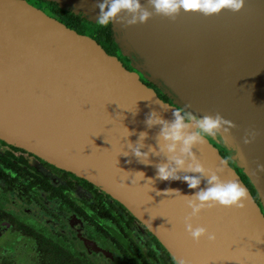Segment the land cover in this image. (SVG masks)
<instances>
[{"label":"water","instance_id":"water-1","mask_svg":"<svg viewBox=\"0 0 264 264\" xmlns=\"http://www.w3.org/2000/svg\"><path fill=\"white\" fill-rule=\"evenodd\" d=\"M48 1L92 22H97L96 5L102 2ZM111 27L133 71L92 38L26 1L0 0V139L113 197L176 261L264 264V173L252 175L257 162L264 164V0H246L236 14L181 13L175 22L153 17L144 25ZM187 104L194 115L219 111L237 125L233 140L209 137L200 149H193L206 168L222 167L217 172L222 180H237L248 191L244 209L213 208L192 221L194 227L215 232V244L206 238L196 244L188 237L184 218L191 210L183 196L196 190L182 181L156 180L153 165L164 162L163 157H150L153 164L145 166L123 155L127 143L138 139L128 137V131H146L144 121L151 111L170 120L171 109ZM248 129L260 134L245 146ZM147 131L145 144L155 146L158 128ZM219 148L242 170L258 202L234 169L227 162L221 165L225 159ZM138 171L144 180L134 179ZM200 187L205 188L206 181ZM169 188L181 194L157 193Z\"/></svg>","mask_w":264,"mask_h":264},{"label":"flooded vegetation","instance_id":"flooded-vegetation-1","mask_svg":"<svg viewBox=\"0 0 264 264\" xmlns=\"http://www.w3.org/2000/svg\"><path fill=\"white\" fill-rule=\"evenodd\" d=\"M24 1L61 22L52 13V2ZM85 20L93 29L83 27L80 32L61 23L92 38L107 54L133 71L130 62L119 55L111 24L112 39L108 42L105 29H97V22ZM140 79L163 101H169L156 86L141 76ZM219 153L258 202L242 170L220 148ZM0 264H177V261L113 197L87 180L0 139Z\"/></svg>","mask_w":264,"mask_h":264},{"label":"clouds","instance_id":"clouds-1","mask_svg":"<svg viewBox=\"0 0 264 264\" xmlns=\"http://www.w3.org/2000/svg\"><path fill=\"white\" fill-rule=\"evenodd\" d=\"M246 0H102L96 7L99 9L97 23L102 26L118 23L123 27H133L147 24L153 17H160L175 22L183 14H201L205 17L221 14L229 11L233 14L241 12L245 8ZM190 104L183 108L171 109L172 119H164L158 112L151 111L145 118L147 130L158 128L155 136V146L146 145L149 131H141L138 134L128 131V137L138 135L133 144L127 143L128 151L124 156L132 155L137 162L145 166L152 165L150 157H163L162 163L153 165L156 170V180L159 181H182L189 189L196 190L191 196H183L190 214L184 218L185 231L188 237L196 244L203 238L211 244L217 241L215 232L203 226H193L192 221L199 218L202 212L213 208L244 209L248 201L247 189L237 180H222L217 174L222 171L206 168L193 149H200L207 138L220 136L226 141L233 140L232 130L237 125L225 119L219 111L205 113L203 116L194 115L189 109ZM134 115L136 114L133 113ZM127 129V128H126ZM128 130V129H127ZM259 132L254 129L245 131L243 144H253ZM147 148V151L143 149ZM238 155L244 159L242 150L238 146ZM131 163V160H129ZM226 161H222L221 165ZM185 173V175H180ZM191 173V174H189ZM264 173V164L256 163L252 175ZM139 176L145 179L143 172H135L134 179ZM133 179V180H134ZM202 180L206 181V187L201 188ZM148 181L154 182L152 179ZM155 190V189H154ZM159 195L180 193L179 190L166 189L157 192ZM181 194V193H180ZM264 243V242H261ZM177 264H189L185 259H178Z\"/></svg>","mask_w":264,"mask_h":264},{"label":"trees","instance_id":"trees-1","mask_svg":"<svg viewBox=\"0 0 264 264\" xmlns=\"http://www.w3.org/2000/svg\"><path fill=\"white\" fill-rule=\"evenodd\" d=\"M52 6V13L54 15V17H56L57 19H59L61 22H63L64 24H66L68 27L70 28H78V30H81L80 32H82V29L84 27L85 28H91L93 29L92 26L89 22L87 23L88 25H86V20L85 17L81 14H75L69 11H63L59 8V6L55 3H51ZM88 27H86V26ZM97 29H105L108 33V37H107V41L110 42L112 37H111V27L110 24L105 26L100 25ZM80 28V29H79Z\"/></svg>","mask_w":264,"mask_h":264},{"label":"rangeland","instance_id":"rangeland-1","mask_svg":"<svg viewBox=\"0 0 264 264\" xmlns=\"http://www.w3.org/2000/svg\"><path fill=\"white\" fill-rule=\"evenodd\" d=\"M88 22H86V25H88L87 24ZM100 25L98 24V27H99ZM86 27H88V26H86ZM119 55H121L122 57H124V58H126L124 55H123V53L121 52V50H120V48H119ZM127 59V58H126ZM128 60V59H127ZM129 61V60H128ZM130 62V61H129ZM131 64V63H130Z\"/></svg>","mask_w":264,"mask_h":264}]
</instances>
